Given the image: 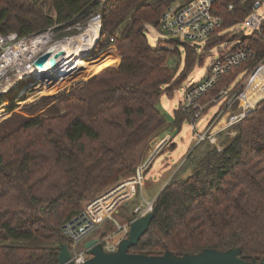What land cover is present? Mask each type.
<instances>
[{
    "label": "trees",
    "instance_id": "obj_1",
    "mask_svg": "<svg viewBox=\"0 0 264 264\" xmlns=\"http://www.w3.org/2000/svg\"><path fill=\"white\" fill-rule=\"evenodd\" d=\"M171 1L51 0V17L41 13L37 0L20 5L0 0V33H36L85 23L98 13L100 34L107 38L102 45L120 52L117 64L104 66L58 99L62 114L26 117L20 128L0 131V264H58V243L69 242L62 225L94 191L133 173L142 144L153 134L169 125L180 131L188 119L182 101L170 116L159 97L169 83L165 95L171 96L202 55L196 44L183 42L184 69L176 74L171 56L180 54L178 41L159 39L153 47L145 33L147 25L158 28ZM254 1L217 0L223 19L218 30L240 23ZM212 37L205 47L235 41L232 49H253V57L233 67L242 66L244 73L229 93L241 92V79L263 66L264 28ZM232 71L223 73L200 101L217 85L231 86L237 76H230ZM261 79L255 90L264 87ZM246 112L228 128L233 133L224 135L221 148L206 141L194 145L186 159L189 172H174L156 193V215L130 251L183 254L239 246L242 258L264 257V96Z\"/></svg>",
    "mask_w": 264,
    "mask_h": 264
},
{
    "label": "rangeland",
    "instance_id": "obj_2",
    "mask_svg": "<svg viewBox=\"0 0 264 264\" xmlns=\"http://www.w3.org/2000/svg\"><path fill=\"white\" fill-rule=\"evenodd\" d=\"M50 1L51 0H37L36 4H38V9L41 11V13L53 17L54 11ZM13 2L14 4L20 5L21 0H13ZM26 3H28V0H26ZM259 10L261 12H264V0L260 5ZM91 19L92 18L90 17V19L85 21V23L75 22L69 24L68 26L54 25L53 28H49L50 37L48 38V42L46 43L49 46H55L54 44L57 45L59 43H63L75 36H79L80 34L85 33L86 27H93L92 31H94L95 37L93 39V43L86 47V49H83L82 53H75V56H71L70 59L67 60L68 62H66L65 65H58L57 67H60L59 69H56V67H54L53 71L55 72L57 70L56 72L58 74L55 73L53 75L52 73L51 77H48L46 79L40 76L42 80L37 81L29 78L22 79V81L19 82V85L27 86L25 90L21 89L22 92L20 91V93L16 94H14V90L10 91V98H5L4 95H2L0 103V131L7 132L15 128H20L26 117L39 115L56 116L62 114L63 109L60 108L59 105H57L59 98L68 93L72 87L81 85V83L87 81L89 77L100 72L104 68V66L115 65L119 62L118 60L120 59V52H118L113 45H102L103 42L107 39L105 35H100L99 39L97 40V37L99 35L98 32L101 27V21L98 19ZM46 29L48 28L42 29L40 31ZM234 32L240 35L248 33L247 29L240 22L237 24H232L231 26L229 25L227 27L222 26V29H219L212 38H215L217 33H226V36L229 37ZM145 33L147 35L148 43L153 47L157 46V41L159 39L167 41L170 38V35L168 33H165L159 27L157 28L151 24L146 26ZM183 42L184 41L182 40L178 41L177 48L179 49L180 54L171 56V62L178 65L176 74L179 73L181 69H184V65L182 64L185 52V48H183L182 45ZM203 44L204 42H200L199 47H195L198 55H202V59H200V63H192L191 65L193 67L190 66L186 70L187 75L184 83H182L179 88H175L173 90V94L169 97L165 95V90L170 88L172 86V83H169L168 85L163 87L164 92L159 97L160 105L163 110H165L166 113L170 116L173 115L172 110L175 109L178 104L184 99L183 93L185 91V87L190 83H194L200 80L201 77L205 75L211 59L216 56L219 50L228 48L227 46H229L225 42L217 43L216 45L211 47H205ZM110 57H115L116 59L114 61H111L109 59ZM174 59H176L177 62L172 61ZM76 61L78 63L77 66L82 67L78 70L84 69L85 65L87 66V64H96L100 61H103L104 64L97 70H87V72L78 75L74 79L70 80V78H65L62 82V85L52 86V81H55V79L61 75L67 74L70 70V65L72 63L74 64ZM240 68H242V66L234 68L230 73V76L232 77L233 75L237 74V76L234 77L233 81H231V85H233V83L236 81V78L241 77L242 73H244V71H239ZM263 76L264 65L255 73H252V76L250 78L248 77L250 79L249 83L247 84L246 90L241 94L242 103H246L250 106L253 105L256 100L263 96L264 87L257 90L254 89L255 86L260 82V80H262L261 78ZM246 77L247 76L241 79L243 83L248 82V78ZM56 81L59 80L56 79ZM29 84L30 86H28ZM235 85L237 86V83ZM217 86L212 91L206 93L205 97H208L206 100L199 101L200 106L195 110L200 113V118L197 119L195 124V129L197 131L203 130L207 118L209 119L208 123L218 120L221 106L219 108H217L216 105L212 106L210 112H215V114L209 116L208 111L204 112L205 109L203 105L204 102L208 100H211L210 102L217 104L214 100L218 90L220 89H217ZM248 105H246V108L250 109ZM195 129L191 127L190 118L188 117V119H186L182 124L180 131L174 130L171 125H169L162 131L153 134V136H151L144 144H142L144 146L138 153V165L147 163L146 168L143 171L144 180L141 184L139 183L140 185H134L132 189V196L125 201L123 200L122 204H119L118 210L114 214L118 221L123 223L129 215H137L138 212H134V209L139 205L140 202L148 199L155 200L156 193L169 180V178H171V175L174 172L179 173L175 174L177 176H183L189 172V168H185V166L187 165L186 159L189 152L197 143ZM224 131L225 130H221L217 134V141L221 147L223 144V137L225 135ZM172 142H175V147L173 149L171 148ZM138 165L135 167L133 173L124 175L115 183L108 185L102 189L96 190L92 194H90L89 198L82 203V207H84L91 199L122 182V180L131 177L135 173ZM107 231H115L113 224L108 218L104 220V222H102L97 228L92 230L91 233H89L86 237L82 238L79 241V245L82 246V242L84 240L94 236H99L103 232Z\"/></svg>",
    "mask_w": 264,
    "mask_h": 264
},
{
    "label": "built area",
    "instance_id": "obj_3",
    "mask_svg": "<svg viewBox=\"0 0 264 264\" xmlns=\"http://www.w3.org/2000/svg\"><path fill=\"white\" fill-rule=\"evenodd\" d=\"M216 1L172 0L160 14L158 27L168 33L170 38L176 36L179 40L189 44L200 45V42H205L215 35L222 25L223 19L216 11ZM262 1L255 0L247 15L241 21L248 32H261V29L264 28V12L259 10ZM231 7L232 3L228 5L229 9ZM91 18L100 20L98 13L91 16ZM49 37V28L21 36H18L14 31L5 34L0 33V96L14 89L21 88L25 90L27 86L19 85L22 79L29 78L37 81L51 77L54 68L51 69L52 71L50 70L48 76L40 78L42 75L36 77L37 69L34 67V61L39 55L47 51L52 52L53 47H55L46 44ZM227 47L219 50L216 56L211 59L205 75L200 80L185 87L184 99L181 102L182 110L189 113L188 117L193 129H195L197 119L200 118V113L195 110L200 106L201 95L217 83L218 78L223 73L233 70L235 65L253 57L254 54L253 49L249 46L236 49H232L230 45ZM261 65H264V63ZM229 89L226 86L220 88L214 100L225 99L227 102L232 103L239 94H230ZM245 104L241 103V106L244 107ZM244 115V111L238 116L235 115L232 122L237 121ZM220 130V128L218 130L214 129L210 123L205 124L202 131L195 129L196 142L207 141L219 149L221 146L218 144L217 134ZM146 164L138 165L131 177L122 180L106 192L91 199L80 212L62 225L63 233L69 239L67 246L71 251L73 262L81 263L88 258L89 255L83 246L79 245V241L107 218L113 224L115 231L103 232L98 236L99 242L105 251L116 250L118 241L126 235L128 230L129 216L121 223L114 214L117 212L119 204L132 196L134 185H140L143 182V171ZM153 206L154 199L144 200L135 207L134 212H138L137 216H139V214L150 211Z\"/></svg>",
    "mask_w": 264,
    "mask_h": 264
},
{
    "label": "water",
    "instance_id": "obj_4",
    "mask_svg": "<svg viewBox=\"0 0 264 264\" xmlns=\"http://www.w3.org/2000/svg\"><path fill=\"white\" fill-rule=\"evenodd\" d=\"M97 40L100 37L98 32ZM171 39L179 41V38L172 36ZM199 47V45H196ZM57 52L47 51L38 56L34 61V67L45 63L51 54ZM50 58V68H54L56 61ZM156 215V205L145 214L129 215V224L126 235L117 243L116 250L105 251L99 242L98 236L88 238L82 242L83 248L89 255L81 263H75L71 259V251L65 241H59L57 263L58 264H264V257L259 259L250 257L245 259L240 256L241 248L231 247L225 250H217L211 247H205L198 252H185L176 254L174 251L166 249L163 253L157 255L146 254L143 252L136 253L130 251V248L137 244L140 237L149 229L151 219Z\"/></svg>",
    "mask_w": 264,
    "mask_h": 264
},
{
    "label": "bare ground",
    "instance_id": "obj_5",
    "mask_svg": "<svg viewBox=\"0 0 264 264\" xmlns=\"http://www.w3.org/2000/svg\"><path fill=\"white\" fill-rule=\"evenodd\" d=\"M92 19H97V18H92ZM92 28L86 27L85 33L80 34L79 36H75V37L71 38L70 40H67L63 43H59V44L55 45V47H53L52 52H57V54H54V53L51 54L50 57L47 59V61L44 64H42L38 67H35L37 69L36 77H38V75H40V74L42 75V77L47 76L49 74L50 70L53 69V68L49 67L51 65V61H50L51 57L54 58L53 60L56 61L57 66L58 65L63 66V65H65L66 62H68L67 60L70 59L71 56H75V53H78V54L82 53L83 49H86V47H88L89 45H91L93 43V39H94L95 35H94V31H92ZM109 59L111 61H114L116 58L110 57ZM77 64H78L77 61L74 64L72 63L69 67L70 70L68 71V73L65 75H61V76L57 77L56 79H58L59 81H56V79H55V81H52V83H51L52 86L62 85V82L65 78H70V80L74 79L78 75H81V74L87 72V70H89V71L97 70L104 63H103V61H100L96 64H93V63L91 65L87 64V66L85 65V68L82 70H78L79 68H82V67H78ZM57 66H56V69H59L60 67H57ZM56 71L53 73V75L55 73L58 74ZM43 72H45V73L42 74ZM20 91L22 92L21 88L20 89H14V94L20 93ZM9 95H10L9 92H6L4 97L10 98Z\"/></svg>",
    "mask_w": 264,
    "mask_h": 264
},
{
    "label": "crops",
    "instance_id": "obj_6",
    "mask_svg": "<svg viewBox=\"0 0 264 264\" xmlns=\"http://www.w3.org/2000/svg\"><path fill=\"white\" fill-rule=\"evenodd\" d=\"M225 43L228 44V45H230V46H232L235 43V41H232V42L230 41V42H225ZM251 76H249V78ZM249 80L250 79H248V82L244 84V87H243V89H242L241 92H239V93L233 92L232 93L233 95L239 94L238 95L239 97L238 96L235 97L232 103L227 102L225 99H219V100H217L216 101L217 104H214V103L210 102L211 100H208V101L204 102V104H203L204 105V109H205L204 112H207L208 111L209 116L215 114V112H210L212 106L216 105L217 108H219L221 106V109H220V112H219L221 115L219 114L218 120L213 121V122H210V124L212 125V127H214V129H217L218 130V128H220L221 130H225L224 131V134H226V135L227 134L232 135L233 132L232 131H228V128H230L231 125L234 124V122H235V121L232 122L233 121L232 119L234 118L235 115L236 116L240 115V113L242 111H244L245 114H246L247 113L246 111L248 110L246 108V105H248V104H245L244 107L241 106L242 99H241V96L240 95L246 90V87H247V84L249 83ZM228 87L231 88L232 85L231 86L229 85ZM263 96H264V93H263ZM262 97H260L258 100H256V102H258ZM235 102H236V104H235ZM256 102H254V104H256ZM254 104L253 105H250V106H254ZM250 106H249V108H250ZM208 120L209 119L207 118L205 124H208Z\"/></svg>",
    "mask_w": 264,
    "mask_h": 264
}]
</instances>
